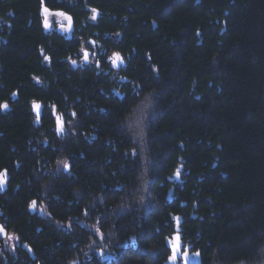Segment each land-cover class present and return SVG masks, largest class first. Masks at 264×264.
<instances>
[{"label":"trees","instance_id":"16d2710c","mask_svg":"<svg viewBox=\"0 0 264 264\" xmlns=\"http://www.w3.org/2000/svg\"><path fill=\"white\" fill-rule=\"evenodd\" d=\"M45 1L53 9L71 7L68 10L78 27L83 24L85 5L105 19L100 23L102 29L121 28L122 48L136 50V69L129 75L141 84L142 96H158V116L147 133L148 152L131 157L135 142L124 122L140 97L106 100L97 92L93 75L71 73L67 65L58 63L69 56L71 44L44 35L38 16L40 0H0L4 43L0 48V105L13 91L20 97L9 114L0 115V173L4 169L12 173L14 163L22 162L11 179L9 199L0 195L4 221L8 216L9 226L33 241L36 227L43 225L28 212L33 201L42 194L50 200L54 194L58 198L50 200L46 210L65 221L61 200L65 204L71 200V210L78 213L85 205L81 199H87V206L105 211L131 208L126 210L128 215L119 216L121 236L135 230L131 219L136 208L146 229V238L140 241L143 250L159 252L152 264L165 255L163 237L174 232L171 215L184 217V241L200 253L202 264L263 262L264 0ZM40 47L52 58L50 74L40 65ZM146 53L159 70L157 76L148 67ZM31 75L45 76L48 90L36 88ZM65 97L71 102L81 98V131L91 132L66 138L67 152L55 153L51 146L63 139L49 134L54 125L49 118H44L36 135L31 134L28 101L62 105ZM87 99L96 105L88 115L83 107ZM37 135L41 136L44 170L57 157L72 161V171L61 174L62 181H52L49 174L33 175L38 170V153L34 152L38 144L33 140ZM178 171L182 186L176 185ZM156 172L159 181L150 203L157 206L140 208L141 182L154 178ZM173 188L176 201L168 204ZM133 193L135 199L130 198ZM71 223L80 226L82 221L73 218ZM37 240L49 259L52 247L59 244L54 231L42 230ZM62 250L56 247L57 253L63 254ZM131 256L135 260L126 257L124 264H145L135 254Z\"/></svg>","mask_w":264,"mask_h":264},{"label":"flooded vegetation","instance_id":"af4514ba","mask_svg":"<svg viewBox=\"0 0 264 264\" xmlns=\"http://www.w3.org/2000/svg\"><path fill=\"white\" fill-rule=\"evenodd\" d=\"M104 20L105 19L99 16H97L96 20H92L91 18L89 20L84 19L82 24L84 32L81 34H75L74 38H68L67 35H56L54 32L52 33V37H58V39L62 40L65 44H71V51L68 54L73 57L72 60H75L76 64H72L71 60L70 64L67 66L68 71L71 73H82L84 75L88 73L89 75H93L96 79V85H98L96 86L98 87L96 89L97 92L103 95L106 100L112 98L113 100L121 101L127 95L131 97L136 95V97L141 98L143 97L141 92H139L142 88L141 84L137 79L132 78L129 75L131 70L136 69V50L135 48H132L129 51L123 49L122 44L124 32L120 30L121 28H118L113 32L102 29L100 23ZM125 22L126 21L123 23ZM152 25L154 29L157 28V24ZM120 26L125 28V25L120 24ZM60 27L61 25L53 26V30L56 32ZM89 30L92 32L87 33ZM93 41L95 42L94 44L90 43ZM82 49L89 53V59L87 61L83 59L84 53ZM114 53L120 55L123 63L118 61L117 65L113 66L112 58ZM145 59L148 63V67L151 69V64L149 63L152 61L150 54L146 53ZM40 81L44 83V81L38 76V87L43 86L40 85ZM47 88L48 87L45 89L46 91L48 90ZM65 98L68 102L63 103L64 110H58L57 112L52 113L63 117L65 124L68 126V128L67 126H63L64 132L69 133V131H71L72 134L69 133L71 136H73V132L74 136H77L78 133L75 132L73 123L75 119H78V121L82 119V113L78 110V105L82 101L79 97H77L76 102H69V98ZM84 101L85 104L83 107L88 115V110L96 105L92 104L89 99ZM52 103L54 104L55 102ZM45 110H47V108ZM77 111L81 114L79 117H76ZM73 113H75V115H73ZM102 113L105 114V110H102ZM52 122H54V126H58L55 121ZM31 133L35 135L33 131H31ZM86 133L87 132L84 131L82 134L86 135ZM66 170L67 169L65 168V171ZM42 207L43 206L36 203V207L29 209L28 211L32 216L36 215L43 224L36 227V236L33 241L26 239V233H21V231L11 228L9 226L8 216L6 217L3 225L4 233H6V235L0 233V264H124L125 260L120 261L119 259V252L116 254L115 249L109 246L108 239L106 240L104 238L106 233H108L105 228H111L113 230L117 229V222L118 219H120L119 214L111 212L110 215L109 211L104 210L85 211L83 213H85L86 216H91L93 218L100 217L102 220L100 219L99 222L101 224L105 222L104 226L98 224L97 227L92 226L89 228L84 227L81 224L80 226H75L72 225L71 222H61L55 218L50 210L47 211ZM94 229H96V231H94ZM42 230L54 231V234L59 241V244H57L56 247L63 249V254L57 253L56 247L53 246L51 257H49V259L45 257V254H43L39 245L40 241L38 242L37 240V235ZM9 236L12 238L8 239ZM166 237L167 235L165 238ZM182 240L185 242L184 237ZM26 249L32 251V258H27ZM185 249L186 247L184 244L183 252ZM190 249V254L195 255V253H197L192 247ZM131 254H135L136 257L140 258L141 260L139 261H145V264H152L151 260L153 261V256L151 255L152 258L151 256H148L143 249L141 252L137 253H132V250L128 249V252L123 254L124 259L126 257H131L135 260ZM164 254L163 258L167 256V254L170 255V252L165 251ZM54 255L56 258L55 260ZM62 255L64 256L62 257ZM154 260H156V257H154ZM162 262L163 260L161 258L159 263L158 261L156 263L161 264Z\"/></svg>","mask_w":264,"mask_h":264},{"label":"bare ground","instance_id":"6f19581e","mask_svg":"<svg viewBox=\"0 0 264 264\" xmlns=\"http://www.w3.org/2000/svg\"><path fill=\"white\" fill-rule=\"evenodd\" d=\"M47 8H49V13H53V12H64V13H66L68 15V13L66 11H64V10L67 9L66 7L65 8L64 7L56 8L55 11H53V9H51L50 7H47ZM68 9L71 10V7H68ZM71 17L73 18L72 15H71ZM55 18H63V17L55 16ZM42 24L44 25V21H42ZM63 25L65 27H67L68 21L65 20V23H63ZM224 26H225V24H224ZM82 28L83 27H78L72 21L71 30H70V32L67 31L68 32L67 34H68V36L70 34V36L72 38H74L75 37V34H81L82 32H84V30ZM60 32L63 33V29L61 27L59 28V30H56V35L60 34ZM91 32H92L91 30L87 31V33H91ZM51 38L58 39V37H51ZM49 48H51V47H49ZM39 50L41 52H45L43 50V47H40ZM45 56H47V55L45 54ZM48 60H45L44 58H41V62H40L41 67H44V65L46 64V62ZM39 78H41V77H39ZM30 79H31V83L33 85H36V88H37L38 85H39V83L37 84L38 76L31 75ZM41 80H42V78H41ZM40 85H44V83L42 81H40ZM31 100H33V99H31ZM30 101L28 102V108L30 107ZM34 101L36 103H38V104L41 105V107L39 109V110H41V113H40V116L41 117H39V120L42 123L36 124V125L34 124V126L31 128V131H33L35 127H36L37 130L38 129H41L42 128L43 121H44V118H49L50 120L55 121L56 124H58V118H59L60 121H62L63 126H67L65 124V121H64L63 117H61V116H59L57 114H53L52 113V112H57L58 110L59 111H63L64 110L63 104L60 105V103H56V102L54 104L52 102H46L45 103V102L41 101L40 99H35ZM64 102H68V100L66 98H64ZM69 102H71V101H69ZM46 108H47V110H45ZM10 112H11V109H10V111H8V114ZM28 114H30V113H28ZM31 115H33V116L36 115L37 116V111L34 109L33 111H31ZM79 115H80V113L77 111V116L76 117H79ZM79 123H84V119L82 118V120H79V121H78V119L77 120L75 119V121L73 123L74 124V128H75V132H77V133H80V132L83 133L81 131L83 129L82 124H79ZM124 126H125V131L128 134H131V132H130V127L131 126L127 122V119L124 122ZM67 128H68V126H67ZM57 129H58V126H56V125L54 126L53 125L52 128L49 129V134L50 135L53 134L55 137H61V138H63V140L60 142V144H58L59 142L57 143V142L54 141L53 146H51L52 147L51 149L54 152L56 151V152H59L60 153V152L63 151V153H66L67 151H65V148H64L66 146V140L65 139L66 138H69L68 136H71L70 134H72V133H71V131H69V133H70L69 134L67 132H64V130L62 132H58ZM90 132L91 131L87 130V133H89V135H90ZM91 135L94 138H97V136H98L96 133H93ZM73 136H74V132H73ZM40 137L41 136H38V135H37V137H33V140L35 142H37V144H38L37 147H35V149H34V152L35 153H38V155L36 157V165H35V167L38 170L35 171V172H33V175L35 177H38V176L41 175V173H43V175L49 174L51 176L50 178H51L52 181H55V182L56 181L59 182L60 180L62 181L63 180L62 179L63 177H62L61 174L64 173V174L68 175V174L71 173V171H72V164H71V162L72 161L69 158H67V157L66 158L57 157L55 160L49 161L51 163H48V167L45 169L47 171L46 172L42 168L43 164H45L43 162V159H45V158H42L41 157L42 156V153L40 151V147H41L42 143H39V141H38V139ZM51 138L53 140H55L52 136H51ZM84 140H86V139H84ZM145 142H146V146H147V150H146V153H147L148 152V149H149L148 148V145H147V142H148L147 141V136L145 137ZM134 144H135V148L133 149V151H131V157H134L135 155H137V154H135V151H137V145H136V143H134ZM44 146L47 147L48 146V143L47 142L44 143ZM140 156H141V154H140ZM63 162H67L69 164V167L67 168L66 171H65V167H64V163ZM4 171H5V169L2 170L1 173H4ZM177 177H178V181H180V173H179V176H177ZM157 181H159V180L158 179H154L153 180V178L152 179L145 178L141 182V185L143 186L142 191L144 189H146V188H148L151 191L149 192L148 195L147 194H144V191H143V193L139 196L140 203H139L138 206L140 208H144L145 209L146 207L149 208L151 206L153 208V207H156L157 206L156 204L154 206L152 203H150L151 199H153V197H154V186H155L154 184L157 183ZM169 182L172 183V179H170ZM146 183H148V184H146ZM182 184H183L182 182H177L176 185H178V186L181 185L182 186ZM132 185L135 186L134 184H132ZM116 186L119 187V184L117 183ZM173 190H174V188L171 189V191H169V193H168L167 200L168 199L171 200L170 202L167 201L168 204H171V203H173V201H176V198L174 196V191ZM46 195L45 194H42L41 195L42 197L38 201L36 200V203L37 204L39 203L40 205H42L43 206L42 207L43 209H46L47 203L50 200H53V199L54 200H57V198H58L57 196H55L54 194H52L51 195V199L48 200V198H47ZM130 198L135 199L136 198L135 193H133L130 196ZM76 200H77V198H76ZM81 200H82L83 203H85V205L82 207V210L79 211L78 213L77 212H74L73 210H71V208H70L71 207V204H70L71 200L70 201H67L66 200V204H65V200H63V201L61 200V205L65 208L64 209V214H66L67 219L65 221H61V220H59V221L64 222V223H69V222H71V219L75 218V221H77V222L82 221L81 225H83L84 227L91 228L92 226H96L97 227L98 224L100 225L101 223L99 221H100V219L102 220V218H100V217L99 218H93L91 216H86V214L83 213V212H85V211H97V210L99 211V210H104V209H101V208L96 209V208H94V206H92V207L87 206L89 204V201H87V199H81ZM180 207L181 208L185 207V204H181ZM30 209H32V208L30 207ZM112 209L113 208H109V209H106V210L110 212ZM129 209H131V208H127V209H124V210L121 211L120 209L116 208L115 211H113V212L119 214V216H122V215L123 216H126V215H128V212L127 211ZM133 214H134V216H132L133 218L131 220H132V224L136 226L135 230L132 229L129 232H127L125 235H122L121 236V230H120L119 227H117V229H115V230H113L111 228H109V229L105 228L108 231V233H106V235L104 234L105 235L104 238L106 240L108 239L109 246H111V247H113L115 249V251H116L115 253L116 254L119 252V259H120V261L125 260L124 257H123V254L126 253V252H128V249L129 250H132V253H137V252H141L142 249H143V247H144L143 245H141V242H140V241H142V240H144L146 238V233H145V230L146 229L144 228V225H143L144 220H143V218H140L141 216H137L136 208H134ZM176 218H179V219L177 220ZM183 218L184 217L182 215H174V216L171 215L172 223L174 225H177V228H175L173 234L170 237H168V238L167 237L166 238L164 237V239H162L164 248H165L166 251H169L170 252V255L167 254V256H165L163 258V262L161 264H172L170 262L171 260H169L170 257L172 256V250L168 247V245L170 244L171 247L174 246V244L173 243H170L169 241L174 240V237L177 235V232L178 231L180 233V236H182L183 232H181V231H182V224L184 223V219ZM101 225L104 226L105 225V222L102 223ZM94 231H96V229H94ZM187 247L189 248L190 246L187 244ZM197 253H199V252H197ZM199 256H200V253H199Z\"/></svg>","mask_w":264,"mask_h":264},{"label":"rangeland","instance_id":"374dc122","mask_svg":"<svg viewBox=\"0 0 264 264\" xmlns=\"http://www.w3.org/2000/svg\"><path fill=\"white\" fill-rule=\"evenodd\" d=\"M69 4L72 5V6H74L73 4H71V2L68 3V5ZM57 5H59V3ZM65 6H67V4ZM43 7H48V5L46 4V1L43 0V6H42L41 0H40V10H39V15H38L39 16L40 28L42 29L44 35L49 39L50 37H52V33L53 32H54V34H56V32L53 30V26L55 27V26H58V25L59 26L60 25H63V23H65V20L66 19H64V18L48 17V21H49V25L50 26H49V28H45L44 25L42 24V21H44V18H45V15H44V12H43ZM51 9H53V8H51ZM55 9L56 8H54L53 11H55ZM91 10H92V8H89V7H87V6L84 5V14H85L84 19H88L89 20L91 18L92 14H93ZM64 11H66L68 13V16H71L72 15L69 10L66 9ZM53 13H55V12H53ZM100 15L101 14H99L98 16L100 17ZM72 21L76 24V20H75L74 17L72 18ZM124 21H126V20H123V22ZM2 22L4 23L5 21H2ZM83 22H84V20H83ZM67 33H68L67 31L63 30V33L60 32V34H58V35H60V36L67 35V37L70 38L71 36L70 35L68 36ZM2 46H4V43L2 44V40H1V37H0V48ZM40 53H41L40 57L41 58H44L45 53H43L41 51H40ZM47 57H49V60L44 65V69L47 70L49 72V74H50L52 71H54V67H52V63H51L52 62V58H51V56L48 54ZM72 59H73V57L69 55L68 57H65L64 60L63 59H61V60L59 59L58 60V63H64L65 65L68 66V64H70V61ZM149 63L151 64V70H152L153 74L155 76H157L159 74L158 68L153 64L152 61L149 62ZM51 75H54V73H52ZM41 78L44 81V83L45 82L48 83L45 76H41ZM46 83L42 87L41 86L39 87L44 92L46 91L45 90L46 89V86L48 87V84H46ZM13 94H15V95H13ZM34 100L35 99H33L31 101L29 100L30 101V107L28 108V110L30 111V112L28 111V113H30L29 115H30V122H31L30 123V126L31 127H33L34 124L36 125V124L42 123L37 118L36 115H34V116L31 115V111L34 110L33 103H32ZM157 100H158V96L155 93H149L146 96L141 97L139 99L138 104L131 110V112L127 116V122L131 126L130 127L131 135H132V137L134 139V142L137 145V151H135V154H138V152L142 156H145V154H146L147 146H146V142H145V137L147 136V133H148L150 124L158 116V113H157ZM19 101H20V97H19L18 91H13L10 94L9 99L7 101H4L1 104V105L7 104L8 107L6 109L0 108V111H1L0 115L5 116L8 113V111H10L12 105H14V104L16 105ZM40 113H41V110H39V117H41L40 116ZM36 130L37 129L35 127L34 130H33V132L35 133V135L38 133V131H36ZM28 144H29V147H32V145H31L32 143L31 142H29ZM35 145H36V143H35ZM29 150L30 149H28V151ZM26 152H27V149H26ZM20 164H22L21 160L20 161H16L14 163V167H13L14 168V172H12V173H9V169H5V171H4V173H6V177H4L5 182L3 183L2 187H0V195H2L4 197H6L8 195L5 198L6 200H8L9 197H10L9 194L11 192V189H10V187H11V179L13 177V174L19 171ZM157 174L158 173L156 172L155 177L153 178V180L154 179H157ZM175 178H178L177 175L175 176ZM173 183L174 182L172 181V185H173ZM146 184H148V183H146ZM143 191H144V194H147V195L149 194V189L148 188L144 189ZM13 193H14V191H13ZM3 225H4V213H3V210L2 211L0 210V226L3 227ZM174 226H175V228H177V225H174ZM175 228H174V230H175ZM172 233L170 235H167V238L170 237L172 235ZM177 235H180L179 231L177 232ZM164 237H163V239H164ZM182 238H183V235H182ZM182 243H183V250H184V244H185V247H186L185 251H187L188 254H190L189 251H191V249H190L191 247L188 248L187 245H186V243L183 242V240H182ZM183 250L181 252L182 253V256H181V258H179V260H182V261H183V254L185 252V251L183 252ZM26 251H27L26 256L32 258L33 257L32 251L29 250V249H26ZM143 251H145L148 256H151L152 255L153 256V261H154V257H156V258L158 257V253H159L158 251H156V252H153V251L152 252H149L146 249H144ZM152 256H151V258H152ZM198 258H199V261H200L199 263L202 264V259L199 256H198ZM162 260H163V257H162ZM182 261H179V263H181ZM151 262H152V260H151ZM260 264H264V260H263V262L261 261Z\"/></svg>","mask_w":264,"mask_h":264},{"label":"snow or ice","instance_id":"6c2138e0","mask_svg":"<svg viewBox=\"0 0 264 264\" xmlns=\"http://www.w3.org/2000/svg\"><path fill=\"white\" fill-rule=\"evenodd\" d=\"M41 3H42V6H43V0H41ZM92 16H91V19L92 20H96L97 19V10L96 9H92ZM43 12L45 13V18H44V27L45 28H49V21H48V15H49V9L47 7H43ZM52 15H55V16H60V17H63L64 19H66L68 21V25L67 27H65L64 25H61V28L65 31H70L71 30V26H72V17L71 16H68L66 13L64 12H55V13H51ZM90 43H95L94 41L93 42H90ZM83 59L85 61H87L89 59V53L85 50H83ZM45 60H48L49 57L45 56L44 57ZM120 62V63H123V60L122 58L120 57V55L118 53H114L113 54V58H112V64L113 66H116L117 65V62ZM72 64H76V61L75 60H72ZM15 95V94H13ZM8 107L7 104H3V105H0V108H4L6 109ZM41 105L36 103L35 101L33 102V108L37 110V118L39 119V109H40ZM73 115H75V113H73ZM58 132H62L63 131V123L62 121H60V119L58 118ZM64 163V167L67 169L69 167V164L67 162H63ZM177 176H179V171L177 172ZM4 177H6V173H0V187H2L3 183L5 182V179ZM31 207L32 208H35L36 207V202L33 201L32 204H31ZM177 220L179 218H176ZM0 233L2 234H5L4 233V228L2 226H0ZM12 237H8V239H11ZM184 260H185V264H187V260H188V252L185 251L184 252ZM196 256H199V253H195ZM177 258V249H174L173 250V253H172V256L170 257L171 260L175 261Z\"/></svg>","mask_w":264,"mask_h":264},{"label":"water","instance_id":"95a60500","mask_svg":"<svg viewBox=\"0 0 264 264\" xmlns=\"http://www.w3.org/2000/svg\"><path fill=\"white\" fill-rule=\"evenodd\" d=\"M44 15H45V13H44ZM48 17H55V16L52 15L51 13H49ZM167 201L170 202L171 200L168 199ZM169 242L174 244L173 247H171L170 244L168 245V247L172 250V253H173L174 249H177V258H176V260L173 261V260L169 259V260H171L170 262L172 264H185L184 255H183V261L181 263H179V258H181V256H182L181 252L183 250L182 236L177 235V236L174 237V240H171ZM199 262L200 261H199L198 256L192 255V254L191 255L188 254L187 264H200Z\"/></svg>","mask_w":264,"mask_h":264}]
</instances>
